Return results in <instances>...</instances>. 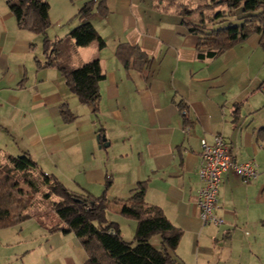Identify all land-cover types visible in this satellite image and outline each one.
<instances>
[{"label": "crops", "instance_id": "obj_1", "mask_svg": "<svg viewBox=\"0 0 264 264\" xmlns=\"http://www.w3.org/2000/svg\"><path fill=\"white\" fill-rule=\"evenodd\" d=\"M8 1L0 0V162L28 152L68 189L109 200L128 197L144 181L145 201L182 230L175 248L182 264H264L259 35L201 58L199 33L179 11L189 0H44L50 24L41 33L20 27ZM90 1L86 18L103 45L76 46L70 61L79 66L98 59L104 77L95 111L55 66L36 62L45 60L43 38L64 39ZM120 45L127 64L116 53ZM62 108L72 118L65 119ZM215 135L236 162L252 160L258 170L247 183L231 169L221 174L218 225L202 224L196 203L200 139L212 142ZM106 216L119 228L128 223L134 237L135 220L122 216L118 205L111 204ZM150 241L159 245L157 235ZM86 256L72 232H49L35 217L0 228V264H85Z\"/></svg>", "mask_w": 264, "mask_h": 264}, {"label": "trees", "instance_id": "obj_2", "mask_svg": "<svg viewBox=\"0 0 264 264\" xmlns=\"http://www.w3.org/2000/svg\"><path fill=\"white\" fill-rule=\"evenodd\" d=\"M189 0L179 4V11L191 31L199 33L197 55L213 57L251 33L259 35L264 49V0ZM20 27L41 33L50 24L44 0H9ZM93 3L79 8L81 20L64 39L52 41L43 38L45 60L37 58L38 67L53 65L64 77L70 91L81 103H90L96 110L98 83L103 79L98 59L79 66L71 64L76 46L103 40L86 18ZM240 7V14L236 8ZM126 47L120 45L116 53L127 64ZM65 119L70 111L61 109ZM23 185V186H22ZM25 186V187H24ZM145 182L139 181L126 198L109 200L105 195L95 196L86 190L73 191L54 175L39 169L28 152L9 155L0 162V228L19 224L27 218H38L49 232H72L86 252L85 264H182L175 256L182 230L166 218L162 209L145 201ZM48 204L43 211L37 203ZM111 204L119 206V213L135 220L132 240L123 238L117 222L109 220L106 211ZM157 235L159 245L150 241Z\"/></svg>", "mask_w": 264, "mask_h": 264}, {"label": "built area", "instance_id": "obj_3", "mask_svg": "<svg viewBox=\"0 0 264 264\" xmlns=\"http://www.w3.org/2000/svg\"><path fill=\"white\" fill-rule=\"evenodd\" d=\"M200 147L202 162L198 168V177L202 185L197 191L196 201L199 218L202 224L218 225L223 221L216 212L221 174L231 169L242 182L247 183L257 177V165L252 160L236 162L220 135H215L212 142L200 139Z\"/></svg>", "mask_w": 264, "mask_h": 264}, {"label": "rangeland", "instance_id": "obj_4", "mask_svg": "<svg viewBox=\"0 0 264 264\" xmlns=\"http://www.w3.org/2000/svg\"><path fill=\"white\" fill-rule=\"evenodd\" d=\"M194 2L196 3L197 1L196 0H194ZM240 7H237L236 8V14H240ZM38 206L43 210V211H46V210H48V204L46 203V202H43V204L42 205H40V204H38L37 203V206L36 207H34V208H32L33 210L34 209H37L38 208ZM111 215V214H110ZM109 217V216H108ZM127 222H130V221H127ZM120 229H122V231H123V235H126L125 237V239L126 240H129V239H131L132 237H133V230L131 229V226L128 224V223H120ZM124 238V237H123Z\"/></svg>", "mask_w": 264, "mask_h": 264}, {"label": "water", "instance_id": "obj_5", "mask_svg": "<svg viewBox=\"0 0 264 264\" xmlns=\"http://www.w3.org/2000/svg\"><path fill=\"white\" fill-rule=\"evenodd\" d=\"M104 139H105V136L102 135V136H101V140L103 141ZM106 145H107V144H106Z\"/></svg>", "mask_w": 264, "mask_h": 264}]
</instances>
